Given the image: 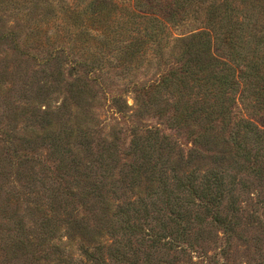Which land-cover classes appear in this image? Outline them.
Returning a JSON list of instances; mask_svg holds the SVG:
<instances>
[{"label": "trees", "instance_id": "obj_1", "mask_svg": "<svg viewBox=\"0 0 264 264\" xmlns=\"http://www.w3.org/2000/svg\"><path fill=\"white\" fill-rule=\"evenodd\" d=\"M54 21L57 34L53 52L44 60H53L54 81L60 82L63 76L61 58L69 57L72 68L86 65L90 70L114 65H125L127 69L133 65L140 70L154 63L159 75L146 87H136L129 75L123 79L134 89L137 110L152 107L159 114L167 112L172 129H187L192 148L180 164V156H174V146L166 137L159 138L156 129L145 128L143 135L132 137L129 146L134 161L129 165V183L144 185L146 194L126 208L108 206L109 213L99 220L112 241L127 235L142 246L139 251L133 249L130 240L120 239L107 246L100 243L90 251L89 227L74 221L71 231L77 228L78 233L73 234L79 239L84 262L76 263L69 255L54 253L52 244L43 262L34 253L16 255L11 251L14 264L170 263L154 259L153 254L161 251L173 252L172 260L178 261L179 255L185 256L183 247L194 243L190 240V219L180 215L178 207L183 206L187 212L188 207L199 208L201 212L195 220L203 224L204 217H210L228 242L242 220L239 192H247L252 181L258 182V191L252 193L254 204L263 207L264 215V0H53ZM185 25L192 27L172 36V28L180 30ZM167 53L169 57L165 59ZM90 73L87 79L94 80ZM79 80L74 78L69 84L70 103L87 90L79 88L76 95L71 92ZM85 84L82 80V87ZM169 99L173 101L172 111L167 110ZM115 102L119 109L128 107L126 102L120 104L119 98ZM64 128L63 137L83 146L89 162L82 170L74 163L59 176L64 186L62 190L60 186L48 190L51 200L57 193L70 197L66 189L72 171L77 193L97 199L100 207L107 205L104 193L113 186L108 182L113 171L110 161L118 138L98 142L93 151L85 145L90 138L85 125L67 124ZM133 128L132 131H141ZM58 144L59 138L55 140V146ZM17 145L12 148V157L19 159L14 173L17 180L23 178L24 184L34 185L38 171L44 173L46 169L50 174L40 160L22 152L16 154ZM26 146L33 150L30 144ZM19 187L26 191L34 188ZM13 194L19 200V194ZM242 208L246 220L257 219ZM159 218L162 222H154ZM52 221L42 223L45 227L40 229L36 243L40 250L53 243L50 239L55 237L56 227L50 225ZM150 222H154L152 227ZM16 224L20 226L18 220ZM13 237L9 242L20 247L23 239Z\"/></svg>", "mask_w": 264, "mask_h": 264}, {"label": "rangeland", "instance_id": "obj_2", "mask_svg": "<svg viewBox=\"0 0 264 264\" xmlns=\"http://www.w3.org/2000/svg\"><path fill=\"white\" fill-rule=\"evenodd\" d=\"M191 27L185 25L180 30L172 28L171 34L177 36L186 33ZM55 29L53 0H0V36H3L0 41V264L16 263L11 251L16 255L34 253L43 262L44 255L50 253L52 244L54 253L69 255L76 263L84 262L85 257L78 249L79 239L75 235L78 233L77 228L71 231L74 221L80 222L78 225L81 227H89L87 245L90 251L95 245L101 243L107 246L118 239L120 242L130 240L133 249L139 251L142 246L127 235L112 241L106 229L101 228L103 223L99 220L103 214L109 213L108 206L126 208L128 203L137 202L146 194L144 185L129 183V165L134 161L129 146L132 137L134 134L143 135L145 132L142 129H156L159 138L166 137L174 146V156H180V164L192 148L187 129H172L166 119L167 112L159 114L152 107L140 109L139 112L135 104L134 89L123 79L125 75H129L136 87H146L156 81L159 75V68L154 63L149 68L143 65L140 70L132 68L133 65L128 69L124 68L125 65H114L101 70H90L86 65L72 68L74 64L69 57L61 58L62 82L54 81L53 60H44L46 55L53 52L54 36L57 34ZM168 57L169 54H165L164 58ZM87 72L95 79L88 80ZM74 78H80L71 89L74 95L79 88L87 87V90L74 103H70L67 92ZM82 80L86 82L83 87ZM116 97L120 104L126 102L128 107L119 109ZM172 102L169 99L167 110L172 111ZM67 124L71 127L85 125L90 135L85 145L86 148L92 147L93 151V146L102 140L110 142L112 137L119 140L110 161L113 171L108 182L113 186H108L107 193H104L107 205L100 207L97 199L91 200L88 196L77 193L72 181V171L69 173V187L66 189L70 197L57 193L51 200L48 190H56L58 186L62 190L64 186L58 177L63 176L74 163L82 170V166L89 162L83 146L76 145L72 140L66 141L63 137L64 126ZM133 127L141 131H132ZM57 138L59 144L55 146ZM17 143L16 154L22 152L36 161L40 160L44 167L50 169V174L46 173V169L44 173L38 171V179L34 185L24 184L25 179L17 180L14 176L19 159L12 157V148ZM24 143L30 144L33 150ZM38 166L42 168L41 165ZM57 167L63 170L56 173L54 169ZM19 185L34 188L26 191ZM249 186L247 192H239L242 209L239 217L242 220L238 222L236 232L228 238V242L222 231L212 224L210 217L205 216L203 224L195 220V216L201 212L199 208L188 207L187 212L182 206L177 210L180 215L189 217V225L192 226L190 240L195 244L183 247L185 256L179 255L178 261L172 260L174 253L171 251L156 252L153 254L154 259L164 263L170 261L167 264H264L263 207L254 204L255 196L252 194L258 191V182L252 181ZM14 191L19 194V200L14 197ZM242 207L249 216L257 219L246 220L247 215ZM46 219L53 220L50 225L56 227V233L50 239L53 243L44 245L43 250H40L36 243ZM16 220L20 223L18 227ZM154 222L160 223L162 218ZM154 222H150V227ZM96 230L98 234L95 233ZM13 236L23 239L20 247L15 248L9 242V238H15ZM138 259H142L140 254Z\"/></svg>", "mask_w": 264, "mask_h": 264}]
</instances>
